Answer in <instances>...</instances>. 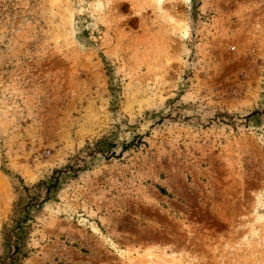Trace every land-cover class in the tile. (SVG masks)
Wrapping results in <instances>:
<instances>
[{
    "label": "rangeland",
    "instance_id": "374dc122",
    "mask_svg": "<svg viewBox=\"0 0 264 264\" xmlns=\"http://www.w3.org/2000/svg\"><path fill=\"white\" fill-rule=\"evenodd\" d=\"M0 264H264V0H0Z\"/></svg>",
    "mask_w": 264,
    "mask_h": 264
},
{
    "label": "bare ground",
    "instance_id": "6f19581e",
    "mask_svg": "<svg viewBox=\"0 0 264 264\" xmlns=\"http://www.w3.org/2000/svg\"><path fill=\"white\" fill-rule=\"evenodd\" d=\"M158 1H161V0H158Z\"/></svg>",
    "mask_w": 264,
    "mask_h": 264
}]
</instances>
